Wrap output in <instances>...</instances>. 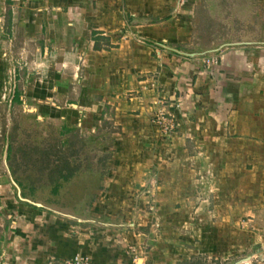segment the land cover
Masks as SVG:
<instances>
[{
    "label": "crops",
    "instance_id": "1",
    "mask_svg": "<svg viewBox=\"0 0 264 264\" xmlns=\"http://www.w3.org/2000/svg\"><path fill=\"white\" fill-rule=\"evenodd\" d=\"M1 107L79 122L101 148L64 157L99 175L64 169L51 204L33 201L49 182L12 173L26 197L0 193V264H245L264 250V0H0Z\"/></svg>",
    "mask_w": 264,
    "mask_h": 264
},
{
    "label": "rangeland",
    "instance_id": "2",
    "mask_svg": "<svg viewBox=\"0 0 264 264\" xmlns=\"http://www.w3.org/2000/svg\"><path fill=\"white\" fill-rule=\"evenodd\" d=\"M214 5H216V3H214L213 6ZM219 5H221L219 8L225 15V11L227 12V5L225 2ZM225 26H227V19L225 21ZM216 36L219 37L222 43L229 39L227 33ZM202 37L208 41L211 35ZM40 68H42V66H40ZM32 72L34 75L38 73L37 69H33ZM75 72L78 75L76 80L80 82L84 74L82 73V68L76 69ZM38 116L41 118V115L29 113L22 115L15 111V113L10 116L11 121H9L5 113V108H0V193L4 194L3 190L5 185H11V188L15 190V192H13L15 195L14 197L16 198L19 193L18 196L24 198L26 196L19 192V178L21 177V179H23V177H25L26 181H28L30 176H37L41 181L46 183L49 182L50 186L44 187V190L40 189L39 195L33 198L36 199L33 201H37L36 203L40 205H47V203H52L53 196H55L59 189H61V186H63L62 184L54 188V183L57 182V167L60 164L62 166V162H58V160L56 161L54 158L57 156L68 157V155L72 156L73 154L87 156L91 155V152L93 154L92 156H95L99 153L101 148V137L99 131L95 134L90 133L86 128L80 127L79 122L75 124L74 128L76 129H72V131L70 128L62 126L65 121L38 120ZM10 123L12 127L8 134V140L12 145V151L10 153V160H7V158L5 159L6 154L4 149L1 148V135L2 132L6 130V136ZM47 157L49 158L47 159ZM46 160H49V162H46ZM67 166L69 170L75 171L78 176L82 174L81 180L79 179L80 181H95L96 178H98L99 164L97 162L94 163L93 161L92 163L90 160H86L83 163L67 162ZM12 173L16 174L15 178L18 180L11 176L15 175ZM53 189H56V191L54 190L53 192ZM69 189L70 188L65 185L62 191L66 194L70 191ZM33 197H35V195ZM3 199H6V195L0 194V204L3 202ZM11 199L13 200V198ZM3 222L4 215L0 214V231L3 229V227H1Z\"/></svg>",
    "mask_w": 264,
    "mask_h": 264
},
{
    "label": "built area",
    "instance_id": "3",
    "mask_svg": "<svg viewBox=\"0 0 264 264\" xmlns=\"http://www.w3.org/2000/svg\"><path fill=\"white\" fill-rule=\"evenodd\" d=\"M154 121L159 128L160 133L167 137L174 129L173 121L167 118L163 113L158 112L154 116ZM57 264H92L91 258L86 254H75L69 259H65ZM245 264H264V251L252 256Z\"/></svg>",
    "mask_w": 264,
    "mask_h": 264
},
{
    "label": "trees",
    "instance_id": "4",
    "mask_svg": "<svg viewBox=\"0 0 264 264\" xmlns=\"http://www.w3.org/2000/svg\"><path fill=\"white\" fill-rule=\"evenodd\" d=\"M18 102V99H16V97L13 99V102H12V106L15 104V103H17ZM5 132H6V130H4L3 132H2V135H1V148L3 149L4 148V145H5V143H6V137H5ZM7 160H10V153H11V151H12V145H11V143L9 142V140H8V143H7ZM65 157V156H64ZM64 157H60V156H57L56 158H54L56 161L58 160V162H62V166H61V164L57 167V175L58 176H60L61 175V172L64 170V169H66V170H68L69 169V167L67 166V160H65L64 159ZM49 157H47V159H48ZM55 160H53V161H55ZM61 160V161H60ZM39 162V161H38ZM46 162H49V160H46ZM70 171H72L73 172V170H70ZM4 229H6V228H4ZM5 230H1L0 231V239H2L3 238V232H4Z\"/></svg>",
    "mask_w": 264,
    "mask_h": 264
},
{
    "label": "water",
    "instance_id": "5",
    "mask_svg": "<svg viewBox=\"0 0 264 264\" xmlns=\"http://www.w3.org/2000/svg\"><path fill=\"white\" fill-rule=\"evenodd\" d=\"M223 47H226V45L223 46ZM222 48H219L218 50H213V51H208V52H202V53H192V54H184V53H181V52L180 53L178 52V53L179 54H182L184 56L190 57V58H195V57H200L201 58V57H205V56H208V55L217 54L219 52V50L222 49Z\"/></svg>",
    "mask_w": 264,
    "mask_h": 264
}]
</instances>
